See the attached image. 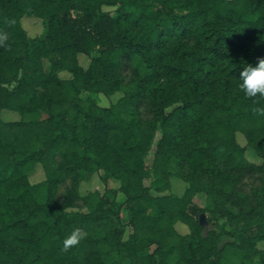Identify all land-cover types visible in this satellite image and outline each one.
I'll use <instances>...</instances> for the list:
<instances>
[{
  "label": "trees",
  "instance_id": "trees-1",
  "mask_svg": "<svg viewBox=\"0 0 264 264\" xmlns=\"http://www.w3.org/2000/svg\"><path fill=\"white\" fill-rule=\"evenodd\" d=\"M24 15L42 35L27 37ZM259 57L264 0H0V110L21 115L0 119V264H264V98L239 88ZM116 93L108 107L93 98ZM38 164L46 179L31 184ZM94 172L104 192L80 198ZM78 199L86 212L71 210ZM76 228L83 239L64 250Z\"/></svg>",
  "mask_w": 264,
  "mask_h": 264
},
{
  "label": "rangeland",
  "instance_id": "rangeland-1",
  "mask_svg": "<svg viewBox=\"0 0 264 264\" xmlns=\"http://www.w3.org/2000/svg\"><path fill=\"white\" fill-rule=\"evenodd\" d=\"M105 10H109L111 11L112 8H105ZM21 25L27 35L28 38H36L39 37L40 35L43 34L44 32V28H45V24L43 22V20L36 18L34 16H29V15H24L21 17ZM89 60L87 59V57L85 56H79V63L82 67H86L88 65ZM44 66L47 69L48 68V63L44 62ZM60 77L64 78V79H70L71 76L66 73V72H62L60 73ZM81 93V91H80ZM81 95L83 96V93H81ZM121 94L120 93H116L114 95H111L110 97H104L102 95L99 96H93V98L98 102V104L102 107H108L111 104L115 103L119 98H120ZM45 114L43 113H36L33 116H31V118H27V120H38V119H43L45 118ZM0 119L5 121V122H11V121H18L21 119V115H19L17 112H13V111H8V110H0ZM159 138V132H156V135L153 139V145L156 143L157 139ZM237 142L241 145L244 146L246 144L244 138L242 137V135L237 134ZM152 154H150L149 156L146 157V162L148 164V166L151 165L152 163ZM245 158L248 162L253 163V164H257L259 165L262 160L256 155V153L251 150L250 148H247L245 151ZM46 179L45 176V171L43 169V167L41 165H36L34 170L29 174V180L31 184H39L40 182L44 181ZM146 184H148V182H146ZM170 192L173 193L174 195L178 196V197H182L185 193V189L187 187L186 183L183 182L182 180H180L179 178L176 177H172L170 179ZM66 187H67V183L65 184H61L58 186L57 191H56V198L58 199V201L63 200V198L65 197V193H66ZM108 188V195L110 197H112L113 195V191H116L118 189V183L116 182H109L107 185ZM104 185L101 182V178H100V173H92L90 179L86 182H82L79 186H78V194L79 197H85L87 196L89 193L97 191L99 193H103L104 192ZM116 193V192H115ZM38 194V198L40 200L43 199L44 193H37ZM116 201L119 203H122L124 198L123 195L121 193H117L116 197H115ZM192 201L194 202V204L200 208H212V202L210 200V198H208L207 196L203 195V194H196L193 198ZM77 205L75 207H72L71 210L74 211H80V212H86L87 211V206L85 205L84 201H81L80 199L77 200ZM127 212L125 210L121 211V220L122 222H126L127 219ZM174 228L176 229V231L181 234V235H186L188 234L189 230L187 228L186 225L182 224V223H175ZM205 229H208L207 227H204ZM132 233V228L129 225H125L124 227V234H123V239L126 240L128 239L129 235ZM259 248H263L264 247V243H259L258 244ZM177 260V257L175 255L169 256L167 259V262L169 264H175ZM226 260L228 262H232V263H239L240 260L238 259L237 256H235L233 253L229 252L227 254V258ZM123 264H128L123 263ZM246 264H259V261L257 258H253L250 260V263L247 262Z\"/></svg>",
  "mask_w": 264,
  "mask_h": 264
},
{
  "label": "clouds",
  "instance_id": "clouds-1",
  "mask_svg": "<svg viewBox=\"0 0 264 264\" xmlns=\"http://www.w3.org/2000/svg\"><path fill=\"white\" fill-rule=\"evenodd\" d=\"M239 88L249 98H264V57L257 58L255 64H247L239 73ZM85 233L74 229L63 240V249L68 250L71 246L77 245L83 239Z\"/></svg>",
  "mask_w": 264,
  "mask_h": 264
},
{
  "label": "water",
  "instance_id": "water-1",
  "mask_svg": "<svg viewBox=\"0 0 264 264\" xmlns=\"http://www.w3.org/2000/svg\"><path fill=\"white\" fill-rule=\"evenodd\" d=\"M198 221H199V225L200 226H202V227H207L208 226V223L206 221L205 215L200 214Z\"/></svg>",
  "mask_w": 264,
  "mask_h": 264
}]
</instances>
